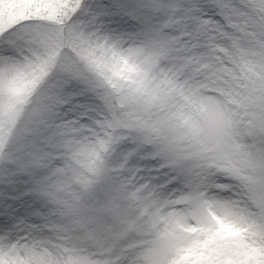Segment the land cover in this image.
Instances as JSON below:
<instances>
[{
	"label": "snow or ice",
	"instance_id": "obj_1",
	"mask_svg": "<svg viewBox=\"0 0 264 264\" xmlns=\"http://www.w3.org/2000/svg\"><path fill=\"white\" fill-rule=\"evenodd\" d=\"M0 264H264V0H0Z\"/></svg>",
	"mask_w": 264,
	"mask_h": 264
}]
</instances>
